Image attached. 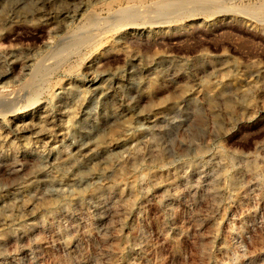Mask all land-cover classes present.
Segmentation results:
<instances>
[{"label":"rangeland","instance_id":"374dc122","mask_svg":"<svg viewBox=\"0 0 264 264\" xmlns=\"http://www.w3.org/2000/svg\"><path fill=\"white\" fill-rule=\"evenodd\" d=\"M209 1L0 0V264H264V0Z\"/></svg>","mask_w":264,"mask_h":264},{"label":"bare ground","instance_id":"6f19581e","mask_svg":"<svg viewBox=\"0 0 264 264\" xmlns=\"http://www.w3.org/2000/svg\"><path fill=\"white\" fill-rule=\"evenodd\" d=\"M158 1V0H157ZM169 1V0H168ZM187 1V0H186ZM154 2V1H153ZM177 2V1H176ZM177 4V3H176ZM212 3L209 1V0H197V5L194 7L195 8V10H201V11H203V10H206V9H209L210 8V5H211ZM215 4V3H214ZM213 4V5H214ZM218 4V3H217ZM158 6H157V10H159V13L161 12V11H164V9H165V7H164V5L160 2V0H159V4H157ZM173 5V4H172ZM130 6V5H129ZM133 9V8H132ZM124 10H126V9H124ZM156 10V9H155ZM252 10V9H251ZM259 10H261V9H259ZM262 10H264V8L262 9ZM261 10V11H262ZM123 11V10H122ZM122 11H121V13H122ZM253 11V13H257V11L256 10H252ZM114 12V11H113ZM157 12V11H156ZM175 12H177V11H175ZM174 12V13H175ZM140 13H141V11H134L133 12V16L136 18L137 16H139L140 15ZM118 15V14H117ZM116 15V16H117ZM121 15V14H120ZM162 15V14H161ZM257 15V14H256ZM144 16V15H143ZM117 17H119V16H117ZM132 17V16H131ZM114 18H115V15H114ZM113 18V19H114ZM95 21V20H94ZM94 23V22H93ZM95 24V23H94ZM85 28V27H84ZM96 28V27H95ZM84 33V32H83ZM93 33V32H92ZM95 34V33H94ZM85 39V38H84ZM90 39V38H89ZM86 41L88 40V38L87 39H85ZM239 40V39H238ZM81 41H83V40H81ZM80 41V42H81ZM80 42H78V43H80ZM93 42H95V40L93 41ZM77 43V44H78ZM76 44V43H75ZM74 44V45H75ZM81 44V43H80ZM89 44V43H88ZM78 46V45H77ZM75 50V49H74ZM19 54V53H18ZM202 75V74H201ZM26 87V86H25ZM35 90V89H34ZM36 91V90H35ZM32 93H34V91L32 92ZM31 93V94H32ZM36 93V92H35ZM35 95V94H34ZM24 125V124H23ZM120 190V189H119ZM120 192H121V190H120ZM121 194V193H120ZM119 194V195H120ZM48 204L50 205V206H56L57 205V203L56 202H53V201H50V202H48Z\"/></svg>","mask_w":264,"mask_h":264},{"label":"water","instance_id":"95a60500","mask_svg":"<svg viewBox=\"0 0 264 264\" xmlns=\"http://www.w3.org/2000/svg\"><path fill=\"white\" fill-rule=\"evenodd\" d=\"M198 124H199L198 121H196V126H198Z\"/></svg>","mask_w":264,"mask_h":264}]
</instances>
